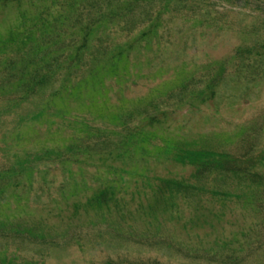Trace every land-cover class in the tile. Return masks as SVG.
<instances>
[{
  "label": "trees",
  "instance_id": "trees-1",
  "mask_svg": "<svg viewBox=\"0 0 264 264\" xmlns=\"http://www.w3.org/2000/svg\"><path fill=\"white\" fill-rule=\"evenodd\" d=\"M171 1L0 0V97L15 105L49 87L44 108L54 100L102 101L143 75L154 44H160V15ZM254 8L264 17L263 1ZM221 74L217 67L205 77L194 98H209ZM167 113L151 98L110 112L105 127L94 128L96 150L88 148L90 137H82L64 149L30 148L15 155L12 175L29 183L47 184L49 162L60 164L53 169L62 180L51 192L46 188L54 221L39 237L78 246L121 238L227 264L260 258L264 141L256 130L230 148L161 140L152 127ZM85 166L101 173L87 182ZM184 166L187 173L176 170ZM246 216L252 217L247 224Z\"/></svg>",
  "mask_w": 264,
  "mask_h": 264
},
{
  "label": "rangeland",
  "instance_id": "rangeland-1",
  "mask_svg": "<svg viewBox=\"0 0 264 264\" xmlns=\"http://www.w3.org/2000/svg\"><path fill=\"white\" fill-rule=\"evenodd\" d=\"M259 1L264 2L172 0L168 11L160 15V44H154L143 75L121 84L102 101L54 100L50 108H44L49 87L15 105L0 97V264H227L191 258L165 245L121 238L82 246L40 238L38 232L47 235L54 221L56 211L46 188L51 192L62 180L60 170L53 169L60 164L49 162L47 184L13 177L11 164L15 155L27 149H64L82 137H90L88 148L96 150L94 128L105 127L102 120L109 121L110 112L142 105L151 98L168 111L163 122L152 127L161 140L209 141L230 148L256 130L263 143L264 17L254 8ZM217 67L222 77L212 84L211 96L194 98L205 87L204 78ZM190 76L193 80L186 83ZM37 165L44 168L43 163ZM76 168L74 163L72 170ZM176 170L185 174L189 167ZM100 173L92 166L82 169L87 182ZM251 219L246 216V224ZM229 229L226 225L222 235ZM259 262H264V253L233 264Z\"/></svg>",
  "mask_w": 264,
  "mask_h": 264
}]
</instances>
